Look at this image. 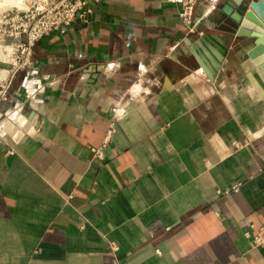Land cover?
<instances>
[{"label":"crops","instance_id":"1","mask_svg":"<svg viewBox=\"0 0 264 264\" xmlns=\"http://www.w3.org/2000/svg\"><path fill=\"white\" fill-rule=\"evenodd\" d=\"M233 1L196 0L189 32L180 0H99L37 43L0 105V264H264L245 236L264 229V97L252 42L216 31Z\"/></svg>","mask_w":264,"mask_h":264},{"label":"built area","instance_id":"2","mask_svg":"<svg viewBox=\"0 0 264 264\" xmlns=\"http://www.w3.org/2000/svg\"><path fill=\"white\" fill-rule=\"evenodd\" d=\"M26 11L0 13V64L9 67L0 74V105L7 102L12 82L21 70L32 66L34 48L38 42L52 34L65 35L74 23H87L93 13V4L99 0H32ZM183 23L193 32V12L196 0H180ZM116 130L111 126L101 147L92 150L99 162L105 159L112 136ZM238 187L233 188V192ZM230 191H227L229 193ZM254 228V226L252 227ZM255 248H264V229L245 234ZM113 250L116 247L113 246Z\"/></svg>","mask_w":264,"mask_h":264},{"label":"water","instance_id":"3","mask_svg":"<svg viewBox=\"0 0 264 264\" xmlns=\"http://www.w3.org/2000/svg\"><path fill=\"white\" fill-rule=\"evenodd\" d=\"M236 12L233 13L234 8ZM224 16L221 17L217 25L226 21L227 27H218L216 31H221L237 39H246L252 42V48L247 54L243 69L252 81L254 87L261 97H264V0H258L251 3L242 0L229 2L223 10ZM230 17V21L226 18ZM222 20V21H221ZM220 48L215 54L216 62L213 63L210 72L207 75L212 79L215 71L218 70L228 54V46L215 39ZM211 42L210 37H205L202 43Z\"/></svg>","mask_w":264,"mask_h":264},{"label":"rangeland","instance_id":"4","mask_svg":"<svg viewBox=\"0 0 264 264\" xmlns=\"http://www.w3.org/2000/svg\"><path fill=\"white\" fill-rule=\"evenodd\" d=\"M32 2V0H0V13L4 11L12 13L26 11Z\"/></svg>","mask_w":264,"mask_h":264}]
</instances>
